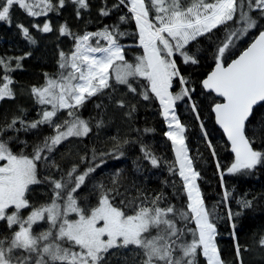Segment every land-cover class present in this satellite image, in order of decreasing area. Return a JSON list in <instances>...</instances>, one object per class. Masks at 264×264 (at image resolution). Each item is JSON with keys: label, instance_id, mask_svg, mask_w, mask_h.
<instances>
[{"label": "snow or ice", "instance_id": "1", "mask_svg": "<svg viewBox=\"0 0 264 264\" xmlns=\"http://www.w3.org/2000/svg\"><path fill=\"white\" fill-rule=\"evenodd\" d=\"M66 5L78 20L93 7L90 0H0V22L9 27L17 8L43 18L16 24L30 45L38 43L31 29L71 41L68 51L56 44V70L27 86L35 118L19 105L0 116V264H111L117 253L131 264H229L218 242V205L231 197L225 175L264 167V0H100L98 17L112 22L79 31L67 21L54 26ZM208 52L210 70L194 79L187 68L201 66ZM31 55L0 56V101L24 94L11 73ZM197 84L211 97L223 145L201 119ZM93 98L100 101L97 115L84 118L81 110ZM141 105L158 108L173 160L140 139L154 129L132 127ZM182 105L200 121L201 140L215 160L223 189L218 203L209 204L202 190L203 155L189 147ZM116 113L135 135L101 141ZM94 137L101 147L84 144L83 154L68 147ZM225 145L229 163L219 157ZM133 146L140 153L133 170L116 166L105 174L107 161ZM162 163L171 178L159 189L147 187V173ZM256 199H238L240 211L227 207L236 264H244L237 223ZM252 241L264 249V229Z\"/></svg>", "mask_w": 264, "mask_h": 264}, {"label": "trees", "instance_id": "2", "mask_svg": "<svg viewBox=\"0 0 264 264\" xmlns=\"http://www.w3.org/2000/svg\"><path fill=\"white\" fill-rule=\"evenodd\" d=\"M90 3L93 5L90 13L82 14L79 20L75 17L74 6L66 5L60 17L53 19L54 26L57 23L67 21L73 31H79L85 28L88 30H95L100 24L112 22L107 18L101 19L98 17L97 6L100 4V0H90ZM42 19L41 17L33 20L27 17L23 10L17 8L13 13L11 27L5 22H0V56H16L23 54L25 51L32 52V55L23 61V68L11 73L14 81L24 88L25 92L19 95L15 102L0 101V116L5 113L10 116L17 105H19L27 109V116L29 119L35 118L36 106L33 104L30 96L27 95V86L42 83L44 72L51 74L56 70L57 43H59L60 48L65 51H68L70 48L71 41L69 39L61 37L57 40L55 35L40 34L34 29H31V31L33 35L36 36L38 43L30 45L16 27L17 23H23L25 26H29L30 23L40 22ZM128 42L130 43L131 41ZM204 48L206 49L207 45H204ZM207 56V60L203 61L201 66L187 68V73H191L194 79L201 78L202 73L210 70L208 65L212 62L211 53L208 52ZM2 75L3 71L0 69V77H2ZM195 87L196 94H194L193 99L203 104L201 119L204 121L206 129L210 132V138L214 139V142L223 145L225 138L217 129L213 113H211L209 109L211 97L201 95V89L198 84L195 85ZM99 102L100 101L96 98L87 102L86 108L81 110L83 117L88 118L89 116H96L97 110L94 105ZM111 111L112 110L109 109L110 113ZM179 112L181 113L182 122L187 126L186 134L189 137L188 143L192 150V154L196 155V150L199 148L200 153L203 155V163L201 165L203 179L201 181V187L205 193L206 200L209 204L218 203L221 200L223 189L220 187L219 175L215 169V160L210 157L209 152L205 149L204 143L201 140L202 133L199 129L200 121L195 120L192 114H190L183 105L179 109ZM115 116L116 118L100 131L99 136L101 141L108 143L107 137L117 134L121 137L126 133H128L130 137L135 135V133L130 132L128 125L121 120L119 113H116ZM132 127L140 128L141 130L145 127L154 129L153 132L143 134L140 139L164 160L171 161L174 159V153L170 151V141L163 135V133L167 131V125L164 123L163 117L158 114V108L156 106L141 105ZM45 131L47 132L48 129L45 128ZM84 144H88L89 147L93 145L101 147V144L96 141L95 137L91 141L85 139L82 143L73 140L68 147L71 148L73 152L80 151V154H83L82 149ZM64 151L65 149L62 147L61 152ZM218 152L219 157L222 158V163L230 162L229 146L225 145L222 148H218ZM138 156H140L138 146L128 148L125 156L118 159H109L107 161L105 174L113 171L116 166L131 172L134 168L133 162ZM147 175V187L154 189L163 187L161 182L171 178L167 172V165L164 163L161 164L160 168L152 169ZM225 186L231 190V197L227 205L222 203L218 205V212L222 217L218 222L219 231L221 233L218 237V242L222 256L227 259L229 264H236L234 241L230 235L231 222H229L226 217L227 207H230L233 212L240 211L236 202L238 199H252L256 197L257 199L254 201L253 209L243 210V215L239 218L237 223L236 233L242 246L241 257L244 264H264V249L258 248L252 241L253 234L259 235L260 231L264 229V167H258L252 174L247 176L226 174ZM164 191L171 192L172 190L165 187ZM178 202L182 203V201ZM246 244L249 246V251L243 250V246ZM126 257L129 264H131V257L126 253H117V255L112 258L111 264H125Z\"/></svg>", "mask_w": 264, "mask_h": 264}, {"label": "water", "instance_id": "3", "mask_svg": "<svg viewBox=\"0 0 264 264\" xmlns=\"http://www.w3.org/2000/svg\"><path fill=\"white\" fill-rule=\"evenodd\" d=\"M217 127L219 128V126L217 125ZM220 129V128H219ZM222 131V129H220Z\"/></svg>", "mask_w": 264, "mask_h": 264}]
</instances>
